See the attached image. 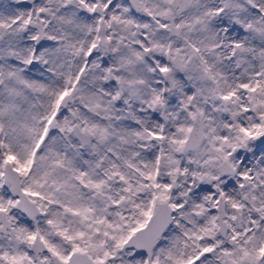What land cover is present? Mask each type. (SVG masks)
Segmentation results:
<instances>
[{
	"label": "snow or ice",
	"instance_id": "obj_1",
	"mask_svg": "<svg viewBox=\"0 0 264 264\" xmlns=\"http://www.w3.org/2000/svg\"><path fill=\"white\" fill-rule=\"evenodd\" d=\"M0 264H264V0H0Z\"/></svg>",
	"mask_w": 264,
	"mask_h": 264
}]
</instances>
